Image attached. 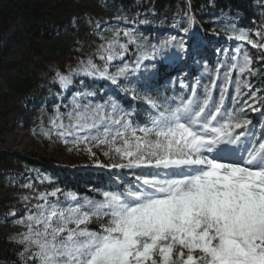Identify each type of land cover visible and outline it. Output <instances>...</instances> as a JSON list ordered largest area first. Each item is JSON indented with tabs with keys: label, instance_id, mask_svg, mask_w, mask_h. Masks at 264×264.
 <instances>
[{
	"label": "snow or ice",
	"instance_id": "6c2138e0",
	"mask_svg": "<svg viewBox=\"0 0 264 264\" xmlns=\"http://www.w3.org/2000/svg\"><path fill=\"white\" fill-rule=\"evenodd\" d=\"M225 30L230 39L264 50L249 32ZM120 35L116 32L101 46L102 67L88 60L79 72L112 84L134 75L136 68L127 64L114 74L108 71L109 63L128 50ZM123 36L135 42L130 31ZM172 43L163 41L159 48ZM156 50L153 46L149 53L152 59ZM181 51H186L183 45ZM251 65V57L237 47L231 62L219 66L224 68L219 86L215 68L208 83L182 84L188 94L171 102L145 94L143 116L117 99L81 103V96L94 93L73 96L68 124L57 109L51 123L62 142L75 147L94 141L110 160L97 166L131 170L135 180L122 191H99V199L81 200L69 192L65 203L57 198L59 188L38 194L37 203L15 221L25 228L17 240L25 264H264V125L258 133L246 108L235 107L243 90L252 89L241 78L255 75ZM56 77L62 88L71 84L69 76ZM232 85L234 104L228 108L225 99ZM128 92L134 99L136 90ZM251 98L260 103L255 95ZM87 151L95 156L91 147ZM94 223L97 227H90Z\"/></svg>",
	"mask_w": 264,
	"mask_h": 264
},
{
	"label": "rangeland",
	"instance_id": "374dc122",
	"mask_svg": "<svg viewBox=\"0 0 264 264\" xmlns=\"http://www.w3.org/2000/svg\"><path fill=\"white\" fill-rule=\"evenodd\" d=\"M219 0H204V3L197 13L199 20L211 25L210 32L213 33L214 42L209 45L208 53L202 46L199 49L193 48L194 43H186L182 54H178V63L170 70H165L160 79L153 81L151 65L155 62L149 56V52H143L144 40H152V23L153 13L152 10H146L140 18L133 20H124L119 15H109L104 18L102 22L94 23V34L89 40H78L73 30H71L69 21L58 19L53 25L50 26L49 38L45 42L40 36H35V44L43 47L46 56L51 54L52 57H59L58 51L61 50L66 44H73L77 48L83 47L86 52L92 57L93 62L98 66H103L105 61L99 58L100 49L102 45H107L114 37L116 32H120V43L127 45V52L122 58H118L109 63L108 71L112 74L116 73L118 67L127 64L130 68L135 67L136 73L130 75L127 80L119 78L118 84H112L105 81L103 78H93L79 72L82 64L77 63L74 68H60V73L64 76H69L71 84L67 88H62L57 77L55 85L58 86L56 91L41 92L31 91L23 97L13 94L7 86V82L12 77H19L22 74V69L26 65V40L22 35L18 34V25H13L3 37L0 45V148L14 150L23 155L37 157L38 159L46 160L54 166L63 167L65 170L76 168L86 171L89 177L97 179L106 185H112L113 181L118 178L119 189H123L126 182L135 180V175L132 171L129 174V179L125 182V175L113 172L108 174L106 179H103L101 174L89 173L90 169L97 166V162L101 165L110 163L108 157L103 155L106 150L103 147H95V142L85 145L80 144L73 146L71 143H64L57 135V130L53 128L51 120L55 117L57 109L65 117L64 124H68L67 113L71 111L73 96L77 94L94 93V95L81 96V103L93 104L104 103L109 99H117L121 105L134 112L135 101L145 104L142 99L145 94L156 96L153 93L154 86L157 87H173L176 85H193L197 79L202 83H208V77L215 76L212 71L218 68V63L231 62V58L235 55L237 47L241 49V53L246 52L252 60V68L255 75L248 77L245 74L242 79L246 78L255 86L253 95H255L260 103L255 100L251 104H247L243 100V94L237 98L238 102L235 103L236 108L241 106L247 110V118L256 125L258 133L262 130L264 125V68L260 60L264 59V50L253 47L246 42L226 41L222 35H231L230 31L225 29L235 28L241 31L249 32L251 38L258 43L264 44V13L262 22L258 26H245L240 25L235 15V18L229 13L219 10V14L215 10ZM48 7L55 13L66 12L67 9H72L76 17L72 20L74 22L71 26H76L79 19V12L88 4V9L95 15H104L106 6L104 0H46ZM257 5L264 7V0H257ZM159 20L160 37L162 41L168 40L166 24L170 21L165 12H163ZM125 31H130L134 39L139 41L129 43L128 38L123 36ZM260 32L261 36H256V32ZM46 43V44H45ZM209 42H207L208 44ZM200 44V42H199ZM196 44V45H199ZM201 50V51H199ZM135 51L137 54L135 55ZM142 56H149L147 59H141ZM156 57V55H155ZM161 57L165 63H168L169 58L167 52H163ZM183 57V58H182ZM15 65H14V64ZM8 65V66H7ZM207 69V71H206ZM224 68H221L220 77L217 80L219 86L223 78ZM237 78L235 73L233 80ZM131 81V83H129ZM155 84V85H154ZM134 88L136 90L135 98L133 99L130 92L125 94V90ZM186 89V88H185ZM248 89H244L243 92ZM9 93V96H6ZM218 97V90L216 93ZM235 96L234 85H232L231 97L229 104L233 107ZM133 99V100H131ZM126 100L127 103L122 102ZM135 102V103H134ZM253 105L260 108L259 113H255L247 105ZM131 106V107H129ZM258 112V111H257ZM49 133L45 135V133ZM91 147L95 156H92L87 151ZM71 149V151L69 150ZM105 168V167H103ZM35 172L33 166L23 162L16 155L8 162L0 161V264H25L24 259L20 253L23 250L17 240L19 234L25 231L23 225L15 223V221L24 217L28 210L31 209L36 203V197L40 193H51L55 189V185L50 184L51 180L46 179L40 175L39 180H35ZM39 175V173H38ZM114 184V183H113ZM31 185V187H26ZM60 189V188H59ZM93 194L99 193V189L92 187ZM103 191V190H102ZM71 193L80 196L78 192L70 190ZM65 192L57 194V198L62 202L65 201ZM92 195L83 194L79 197L81 200L84 197L91 198ZM24 197H28L25 200ZM56 199V198H53ZM14 213V215H13ZM7 250L13 251L14 260L9 261L6 257Z\"/></svg>",
	"mask_w": 264,
	"mask_h": 264
},
{
	"label": "trees",
	"instance_id": "16d2710c",
	"mask_svg": "<svg viewBox=\"0 0 264 264\" xmlns=\"http://www.w3.org/2000/svg\"><path fill=\"white\" fill-rule=\"evenodd\" d=\"M106 10L104 15H95L88 9V4H85V8L79 12V19L76 21V26L72 20L77 16L72 9H67L66 12L60 14L51 11L48 7L46 0H0V45L4 35L13 25H18V34L22 35L27 43L26 46V65L22 69V74L19 77H12L8 80L7 86L13 94L24 96L31 91L41 92H54L57 85H55L56 74L60 71V68L72 69L77 63H86L88 60H92V57L86 52V49L76 47L73 44H66L61 50L58 51L59 57L54 58L51 54L46 56L43 47H39L35 44V36H40L45 42L49 38L50 26L53 25L58 19L69 21L71 30L74 31L78 40H89L94 34V23L105 21L104 18H108L109 15H119L124 20H133L140 18L142 14L151 9L153 13L152 23V40L145 41L143 52L151 53L153 46L156 47L155 62L151 65V71L153 74H157L163 68H173L179 58L178 54H182L181 45L185 48V44L194 43L193 48L199 49L200 46L205 48L208 52L207 42H214V36L210 32L211 25L199 20L197 13L204 3V0H104ZM217 14L219 10L229 13L237 20L240 25L245 26H258L262 22V15L264 13V7L257 5V0H219L215 8ZM165 12L167 16H170V21L167 22L166 28L169 32L167 38L171 40L172 46L167 49L161 50L159 45L163 42L158 30L160 15ZM189 18H191V25H189ZM236 19V18H235ZM226 41H234L230 39V35H222ZM135 42L139 41L134 39ZM200 42V44H199ZM46 44V43H45ZM199 44V45H196ZM167 52L169 61L165 63L161 57L163 52ZM137 51H135V55ZM179 56V55H178ZM262 67L264 68V59L260 60ZM94 63V62H93ZM14 64V63H13ZM218 63V68L220 66ZM15 65V64H14ZM1 66V64H0ZM8 66V65H7ZM221 68H219V74ZM235 72L232 73V78ZM264 81V77L262 78ZM105 81L110 82L105 79ZM111 83V82H110ZM252 84V83H251ZM255 86L252 84V89L247 90L243 94V100L253 103V91ZM232 86L229 87L227 96L225 99V106L231 108L229 105V99L231 96ZM156 95L166 96L167 98L178 99L179 96L184 94V89L180 86L174 88H160L154 91ZM217 93V92H216ZM216 93L214 95H216ZM9 96V93H6ZM134 112H140L144 115L143 109L147 105L135 101ZM256 112V111H255ZM27 164L33 166L35 180L40 179V175L46 179H50L51 183L55 185V188L63 189L65 192H78V194L89 193L93 198L99 199V193L93 194L92 187H96L99 190H108L111 186H107L93 176L89 177L86 171L71 168L65 170L63 167H58L50 164L46 160L38 159L37 157H31L15 152L11 149L0 148V161L8 162L15 156ZM128 170H119L111 168H103L99 166L90 169L89 173L101 174L106 179L108 174L113 172L122 173ZM39 173V175H38ZM116 183L119 181L116 180ZM113 189H115L112 186ZM120 191V190H119ZM92 228H96L94 223L90 225ZM9 261L14 260L13 251L7 250L5 253Z\"/></svg>",
	"mask_w": 264,
	"mask_h": 264
},
{
	"label": "bare ground",
	"instance_id": "6f19581e",
	"mask_svg": "<svg viewBox=\"0 0 264 264\" xmlns=\"http://www.w3.org/2000/svg\"><path fill=\"white\" fill-rule=\"evenodd\" d=\"M182 58H183V57H182ZM171 69H172V68H171ZM171 69H170V70H171Z\"/></svg>",
	"mask_w": 264,
	"mask_h": 264
}]
</instances>
